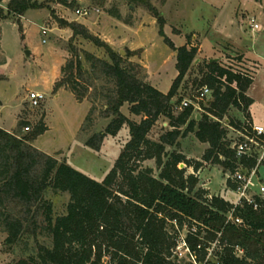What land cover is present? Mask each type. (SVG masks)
<instances>
[{
	"label": "trees",
	"instance_id": "16d2710c",
	"mask_svg": "<svg viewBox=\"0 0 264 264\" xmlns=\"http://www.w3.org/2000/svg\"><path fill=\"white\" fill-rule=\"evenodd\" d=\"M146 6L157 19L161 36L177 52L178 76L168 93L146 80L144 68L131 62L129 53L122 56L84 25L57 19L73 31V37L93 42L109 56V61L102 60L85 51L83 58L72 48L73 55L55 86L56 91L64 88L84 102L89 93L83 83L86 76L100 74L113 83L104 111L105 117L113 119L105 132L87 140L86 145L99 151L106 136H117L125 125L130 130V140L102 182L36 149L30 142L45 133V127L39 126L24 137L0 128V229L8 235L4 244L14 247L25 241L26 235L35 244L32 252L29 244L25 245L26 257L16 264H176L171 257L178 235L194 226L198 235L190 234L187 239L192 251H197L203 233L222 247L218 259L208 264H264V201L257 199L258 209L247 203L232 204L198 188L196 175L205 164L222 166L228 172H234L238 164L249 171L256 167L254 159L237 158L228 140V128L223 125L232 108L245 115L246 124H253L250 109L254 100L248 93L255 76L210 62L201 85L212 91L213 99L201 120L193 118V106L177 113L180 100L176 98L199 47L190 36V44L176 48L162 31L166 23L162 13L150 4ZM40 8L37 0H11L7 11L0 10V19L14 16L20 26L19 17ZM116 17L121 18L119 14ZM125 104L130 105L131 114L141 117L139 122L122 113ZM161 118L169 121L171 129L158 141L151 140L150 133ZM228 121L235 129L244 127L241 122ZM190 134L209 145L202 161L189 159L182 152H168ZM150 160L156 161L158 177L153 168L143 166ZM190 169L195 173L190 174ZM228 186L235 189L230 180ZM49 192L70 195L65 215L56 217L53 202L46 196ZM13 206L19 207L16 214ZM171 225L178 227L174 234L169 232ZM39 237L47 238L50 244L39 242ZM238 248L243 257L238 256Z\"/></svg>",
	"mask_w": 264,
	"mask_h": 264
},
{
	"label": "rangeland",
	"instance_id": "374dc122",
	"mask_svg": "<svg viewBox=\"0 0 264 264\" xmlns=\"http://www.w3.org/2000/svg\"><path fill=\"white\" fill-rule=\"evenodd\" d=\"M37 1L42 8L28 11L22 16L25 17L22 22L19 17L20 26L14 16L0 19V128L24 137L31 135L39 126L45 127L46 132L30 143L39 151L99 182L114 168L131 138L130 130L125 125L117 136H106L99 151L86 145L87 140L105 132L113 119L105 117L104 113L105 98L109 90L114 89L113 83L100 74L94 75V78L86 76L83 83L89 88V93L84 102H79L71 91L64 88L56 91L55 86L62 77L63 66L73 55L72 48H76L83 58L85 51L102 60L109 61V56L105 49L93 42L81 36L73 37V31L61 26L57 19L84 25L122 56L129 53L131 62L144 68L142 75H147L146 80L168 93L178 76L177 52L161 36L157 19L146 4L155 7L166 21L163 33L176 48L190 44L191 36L193 45L201 50L176 98V101L180 100L178 107L183 101L192 103L194 119L205 112L213 99L212 94L200 98L201 80L211 59H217L225 67L245 70L253 75L256 63L245 60L242 52L252 59H260L264 64V16L256 13L258 18L255 23L261 27L258 30L249 28L252 18L243 23L244 27L241 14L236 16L240 6L251 13L256 10V0H166L165 3L164 0H65L67 4L63 3L64 0ZM78 10H88L89 15L79 16L76 13ZM43 29L47 30L46 34ZM195 34L198 37H192ZM27 52H30L29 56ZM84 63L89 69L90 64L85 60ZM32 93L45 95V100L38 107L31 105ZM250 95L255 100L251 107L255 124L264 126V67L257 75ZM121 111L132 121L141 120V117L131 114L129 104H125ZM229 118L241 122L243 126L247 121L236 108L230 110L223 125L228 128L230 138H235L228 126ZM19 124H23L22 127ZM28 127L30 131H26ZM170 129L169 121L161 118L149 137L158 141ZM208 147V144L199 142L195 134H190L180 139L179 146L169 148L168 152H182L189 159L202 161ZM143 166L153 168L154 175L159 176L156 161H146ZM189 172L191 174L194 170ZM228 174L222 166L205 164L197 173L200 180L198 188L205 189L204 186L212 182L209 186L211 195L224 196L226 201L236 205L238 197L228 186ZM258 175L264 183V168ZM46 196L53 202L56 217L66 214L69 194L54 195L49 192ZM14 207L11 208L12 213L16 214L19 207ZM175 226L168 227L172 234L178 229ZM203 236L204 246H211L210 262L216 261L221 245L208 239V233H203ZM7 237L0 229V264H16L26 257L23 252L26 244H29L30 252L35 250L34 239L28 235L24 237L25 241L14 247L5 246ZM38 240L50 244L47 238L39 237ZM239 256L244 255L239 253Z\"/></svg>",
	"mask_w": 264,
	"mask_h": 264
},
{
	"label": "built area",
	"instance_id": "2783aa9c",
	"mask_svg": "<svg viewBox=\"0 0 264 264\" xmlns=\"http://www.w3.org/2000/svg\"><path fill=\"white\" fill-rule=\"evenodd\" d=\"M76 13L79 16L89 15L88 10H78ZM255 21V19L251 21L252 30L260 29V26ZM43 33L46 34L47 30L43 29ZM211 94L212 91L207 86L203 87L200 91V98L204 99ZM44 100L45 95L43 94L32 93L30 95V102L33 107H38ZM190 106H192V103L183 101L177 110L181 112ZM229 128L235 134V138H230L228 134V140L231 143V148L236 152L237 158L257 161L256 167L251 171L238 164L236 170L229 172L227 175L228 180L235 186L234 192L238 197L236 205L247 203L254 205L255 209H258L257 199L264 201V183L261 182V178L258 175L260 170L264 168V126L253 122V124H244L241 130L230 126ZM26 131H30V128H26ZM235 223L241 224V221L236 220ZM187 228L178 235L176 247L172 250L171 261L176 264H208L212 256L211 246H204L202 243L204 236L202 234L200 237L201 243L197 247V251H192L187 239L190 234L197 236L198 229L194 226L192 229L189 228L187 234H185ZM239 253L243 254L240 248L237 249L238 256ZM203 254H205V259H202Z\"/></svg>",
	"mask_w": 264,
	"mask_h": 264
},
{
	"label": "crops",
	"instance_id": "0c3cea01",
	"mask_svg": "<svg viewBox=\"0 0 264 264\" xmlns=\"http://www.w3.org/2000/svg\"><path fill=\"white\" fill-rule=\"evenodd\" d=\"M10 1L11 0H0V10L1 9H8V5H9V3H10ZM255 3L257 4L256 6H258V8L256 9V10H254V11H252V13L249 11V10H247V9H244V8H242V6H240V8H238V11L236 12V16L237 17H239L238 16V14H241V20H242V25H243V23L247 20V21H249L251 18L252 19H255V20H257V12L260 14V15H262V16H264V0H256L255 1ZM239 12V13H238ZM22 18V20H21V22L24 20V18L25 17H21ZM1 24V23H0ZM251 24L252 23H250V26H249V28H251ZM16 25V24H15ZM244 26V25H243ZM245 27V26H244ZM261 28V27H260ZM194 36H196V37H198V35H193V37ZM200 42H201V48H202V41H201V39H200ZM194 44V43H193ZM199 51H201L200 49H199ZM240 51V50H239ZM242 52V51H241ZM241 55H243L244 56V58H245V60L247 59V60H249V61H251V62H253V63H256L255 65H256V68H255V74H254V76H255V79L257 78V75H259V73L261 72V70L263 69V67H264V64L260 61V59H252V58H250V57H248V55L247 54H245L244 52H242V54ZM258 56V55H257ZM259 57V56H258ZM212 60H217V59H211L210 60V62L212 61ZM255 79H254V84H255ZM254 84H253V86H252V88L254 87ZM250 91H251V89H250ZM250 91H249V96L253 99V97L250 95ZM254 100V99H253ZM254 103H255V100H254ZM250 112H251V109H250ZM251 116H252V119H253V122L255 123L256 121L254 120V116L252 115V112H251ZM191 171H193V169H190ZM202 170V169H201ZM200 170V171H201ZM200 171L199 172H197V173H200ZM195 172H193L192 174H194ZM197 175V174H196ZM212 183V182H211ZM211 183H209V184H207V185H205L204 187H205V189L206 190H211V188L209 187L210 185H211ZM213 196V195H212ZM223 198H224V196H222Z\"/></svg>",
	"mask_w": 264,
	"mask_h": 264
},
{
	"label": "water",
	"instance_id": "95a60500",
	"mask_svg": "<svg viewBox=\"0 0 264 264\" xmlns=\"http://www.w3.org/2000/svg\"><path fill=\"white\" fill-rule=\"evenodd\" d=\"M26 55L29 56L30 52H27ZM213 62H218V60H212L211 63H213ZM197 120L200 121L201 120V116H198Z\"/></svg>",
	"mask_w": 264,
	"mask_h": 264
}]
</instances>
